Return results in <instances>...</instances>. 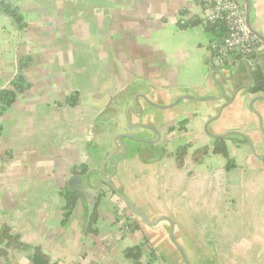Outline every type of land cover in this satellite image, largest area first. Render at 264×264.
<instances>
[{"label":"crops","instance_id":"obj_1","mask_svg":"<svg viewBox=\"0 0 264 264\" xmlns=\"http://www.w3.org/2000/svg\"><path fill=\"white\" fill-rule=\"evenodd\" d=\"M9 1L25 26L0 13V89L26 55L30 87L0 114V226L52 264H185L171 230L189 264H264V92L243 89L250 76L241 59L215 67L209 44L221 36L205 26L209 11L195 0ZM249 7L250 26L264 38V0ZM255 55L264 73L260 40ZM137 93L158 105L221 99L148 107L150 120L116 117ZM140 122L160 140L122 138L127 156L116 159L110 182L152 224L99 184L113 173L109 155L123 156L120 134L157 139ZM229 131L248 136L254 150L233 135L224 138L232 166L212 150L193 161L194 149L212 148L210 136ZM180 146L187 150L178 166ZM81 165L87 171L75 172ZM88 173L85 202L77 200L63 225V192L74 174L85 184ZM135 245L133 257L127 249ZM31 247L9 248L0 264H33Z\"/></svg>","mask_w":264,"mask_h":264},{"label":"trees","instance_id":"obj_2","mask_svg":"<svg viewBox=\"0 0 264 264\" xmlns=\"http://www.w3.org/2000/svg\"><path fill=\"white\" fill-rule=\"evenodd\" d=\"M0 13H3L11 18V20L20 28H24L25 23L23 20L22 12L20 11L19 7L11 3L9 0H0ZM199 20L196 19L195 21L191 22H182L179 21V24L183 27L198 23ZM207 29H212L215 31L218 36L223 37L225 34V27L222 24H209L206 25ZM215 40V39H214ZM219 40V39H216ZM249 60H251V72H252V78H253V84L249 88V91L252 93L256 92H264V73L262 72L260 65L258 64L256 60V55L251 54L249 57ZM31 57L29 55L23 56L20 59L19 66L17 69L16 74L11 79L10 83L4 87L3 89H0V114H2L16 99V97L28 89L30 87V83L27 81L23 74V69L27 66V64L30 62ZM68 102H73L74 97L70 96L67 98ZM185 121L183 120L181 124H183ZM187 147L186 146H180L176 150V161L177 165L181 166L184 161V156L186 154ZM212 150L213 153H220L225 158H227V165L232 166L234 164L233 160L228 156L227 152V146L225 144L224 138H217L214 139L212 148L209 146H201L193 150L192 152V159L195 162H200L204 155L209 153V151ZM86 165H81L79 169H75V172L77 173H84L87 171ZM64 196H65V206H64V218L62 221V224H66L73 209L75 208V205L78 200V195L72 191L71 188H66L64 190ZM100 196V193H99ZM97 217V211L96 209L93 210L91 214V218L89 219V225H91L92 222L95 221ZM0 255L1 257L7 261L8 259V249L18 248L22 250H27L31 246L25 244L23 241H21L19 235L13 234L10 232V229L6 225L0 226ZM33 249L32 258H33V264H52L50 262L49 256L44 253L40 247L34 246L31 247ZM127 252L129 255H132L133 257H136L140 253V246L135 245L133 247H130L127 249Z\"/></svg>","mask_w":264,"mask_h":264},{"label":"water","instance_id":"obj_3","mask_svg":"<svg viewBox=\"0 0 264 264\" xmlns=\"http://www.w3.org/2000/svg\"><path fill=\"white\" fill-rule=\"evenodd\" d=\"M245 2V10H244V18H245V23L247 25V27L249 28V30L258 38V40H260L263 44H264V38L258 34V32L254 31L251 26H250V22H249V0H244ZM241 62L243 64H245L247 70H248V73H249V76H250V83L246 86H243V89H249L252 84H253V78H252V75H251V65L249 63V60L248 59H242ZM218 73V72H216ZM221 88V90L223 91V87L219 86ZM127 98V104H130L132 103L133 106H128L124 111L123 110H120L117 114H116V117L121 114L122 112H124L125 116H127L130 112L133 113L134 115H137L138 114V117L139 118H142L144 115L146 116V119L147 120H150V118L152 117V112L154 111H147V108L148 107H151L152 109L154 110H165V109H169L171 108L172 106H174L178 101L182 100V99H195V100H220L221 98H196V97H189V96H181V97H178L173 103L169 104V105H158L156 104L155 102H153L148 96L142 94V93H137L135 94L132 98L130 97H126ZM142 100L144 103H145V106L142 105V102L140 101ZM226 104H222L221 108H223ZM145 107V108H144ZM156 114V113H155ZM128 117V116H127ZM126 117V118H127ZM215 118V117H214ZM214 118H211V120H213ZM127 121V124L130 126L131 124L129 123L128 120ZM136 127H139V128H143V129H149V130H152L153 132L156 133L157 135V139L153 140V139H150V138H147L146 136H132V135H129V134H120L118 136V141H119V145H120V148L121 150L123 151V156H118L114 153H112L111 155H109V160L111 161V163L113 164V173L109 176H105L103 178H100L99 180V184H106L110 189L111 191L119 198L121 199L122 201H124L128 208L130 209V211L136 215V216H139L141 217L145 222H147L148 224H152L148 219L147 217L145 216V214H143L142 212L138 211L135 206L133 205V203L130 201V199L125 196L124 194H122L121 192H119L117 190V188L115 187V185L110 182V179L114 176V174L117 172V163H116V159H121V158H125L127 156V147L126 145L122 142V138H129L131 140H134V141H143V142H148V143H151V144H156L159 140H160V132L158 131V129L150 124V123H143V122H140L138 124H136ZM109 132V130H108ZM115 132V129H111L110 132H109V137H112V134ZM111 133V134H110ZM264 134V133H263ZM233 135H236V136H241L242 138H244L249 146L251 147L252 150H254V146H253V143L251 142V140L249 139L248 136H246L245 134L241 133V132H237V131H229L223 135H220V136H210L211 138L213 139H217V138H227V137H231ZM163 151V148L161 149ZM119 151V150H118ZM260 157H264L263 156H260ZM100 169H101V166H100ZM100 172V171H99ZM102 172V171H101ZM107 175V174H106ZM90 176L91 174H86V182L85 184L81 183V176L79 174H74L70 180H69V187L72 189V191H74L77 195H78V199L82 200L83 202H85V196H84V189L86 187H90L91 188V180H90ZM74 184L75 188H72L71 185ZM172 231L171 230V233H170V238L173 242V244L178 248V250L180 251L181 255L183 256L184 258V261H185V264H189V262L187 261V258L185 256V253L183 252V250L180 248V246L173 240V237H172Z\"/></svg>","mask_w":264,"mask_h":264},{"label":"built area","instance_id":"obj_4","mask_svg":"<svg viewBox=\"0 0 264 264\" xmlns=\"http://www.w3.org/2000/svg\"><path fill=\"white\" fill-rule=\"evenodd\" d=\"M209 12L205 23L222 24L225 34L209 44L211 61L219 70L227 63L238 59H248L257 50L259 40L245 23L243 6L239 0H195Z\"/></svg>","mask_w":264,"mask_h":264},{"label":"rangeland","instance_id":"obj_5","mask_svg":"<svg viewBox=\"0 0 264 264\" xmlns=\"http://www.w3.org/2000/svg\"><path fill=\"white\" fill-rule=\"evenodd\" d=\"M48 1H50V0H48ZM29 25H30V23H29Z\"/></svg>","mask_w":264,"mask_h":264},{"label":"flooded vegetation","instance_id":"obj_6","mask_svg":"<svg viewBox=\"0 0 264 264\" xmlns=\"http://www.w3.org/2000/svg\"><path fill=\"white\" fill-rule=\"evenodd\" d=\"M228 65V64H227ZM226 66V65H225Z\"/></svg>","mask_w":264,"mask_h":264}]
</instances>
